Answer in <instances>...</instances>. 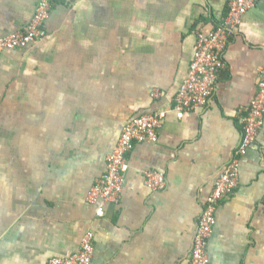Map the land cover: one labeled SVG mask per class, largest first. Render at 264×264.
I'll list each match as a JSON object with an SVG mask.
<instances>
[{
    "label": "crops",
    "instance_id": "obj_1",
    "mask_svg": "<svg viewBox=\"0 0 264 264\" xmlns=\"http://www.w3.org/2000/svg\"><path fill=\"white\" fill-rule=\"evenodd\" d=\"M41 0H0V37ZM232 0L57 1L45 35L0 52V264H50L95 233L91 264H190L200 217L244 133L264 68V0L230 32L211 102L178 117L176 95ZM166 110L157 141L128 155L121 197L92 203L125 124ZM166 176L152 190L146 171ZM102 206L103 215L98 210ZM209 264H264V125L217 210Z\"/></svg>",
    "mask_w": 264,
    "mask_h": 264
},
{
    "label": "built area",
    "instance_id": "obj_2",
    "mask_svg": "<svg viewBox=\"0 0 264 264\" xmlns=\"http://www.w3.org/2000/svg\"><path fill=\"white\" fill-rule=\"evenodd\" d=\"M57 1L74 2L78 0H41L32 19L18 31L0 37V52L6 49L26 48L30 43L45 35V23L50 17L52 7ZM259 0H232L227 15L209 33L199 32L197 50L187 77L181 85L173 109L178 117L196 108L207 106L214 96L224 53L232 29L237 26L247 10ZM166 110L147 113L128 121L122 129L114 150L107 157L106 172L96 179L88 199L92 203L99 200L117 202L123 191L126 172L129 169L128 155L138 141L158 140L159 129ZM244 133L238 149L231 161L217 177L207 202L203 208L198 229L195 234L190 264H209L208 244L217 222V210L221 202L232 194L239 184L240 160L250 148L256 146V138L264 125V68L258 80V91L241 117ZM148 187L158 191L166 188V176L159 171H146ZM103 215L102 206L98 210ZM95 253V233L88 231L82 238L80 248L70 257L51 259L50 264H91Z\"/></svg>",
    "mask_w": 264,
    "mask_h": 264
},
{
    "label": "bare ground",
    "instance_id": "obj_3",
    "mask_svg": "<svg viewBox=\"0 0 264 264\" xmlns=\"http://www.w3.org/2000/svg\"><path fill=\"white\" fill-rule=\"evenodd\" d=\"M227 15V14H226ZM232 33V32H231ZM191 111V110H190ZM182 119V118H181Z\"/></svg>",
    "mask_w": 264,
    "mask_h": 264
}]
</instances>
